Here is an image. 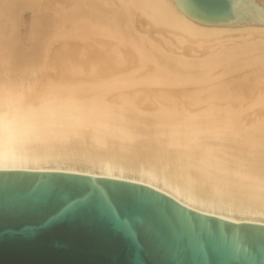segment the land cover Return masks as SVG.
<instances>
[{
	"label": "bare ground",
	"instance_id": "1",
	"mask_svg": "<svg viewBox=\"0 0 264 264\" xmlns=\"http://www.w3.org/2000/svg\"><path fill=\"white\" fill-rule=\"evenodd\" d=\"M0 82L88 99L103 115L30 154H6L0 170L131 181L201 213L264 224L261 11L207 24L175 0H0Z\"/></svg>",
	"mask_w": 264,
	"mask_h": 264
},
{
	"label": "water",
	"instance_id": "2",
	"mask_svg": "<svg viewBox=\"0 0 264 264\" xmlns=\"http://www.w3.org/2000/svg\"><path fill=\"white\" fill-rule=\"evenodd\" d=\"M226 23L248 0H175ZM0 264H264V224L195 211L150 186L58 171L0 170Z\"/></svg>",
	"mask_w": 264,
	"mask_h": 264
},
{
	"label": "clouds",
	"instance_id": "3",
	"mask_svg": "<svg viewBox=\"0 0 264 264\" xmlns=\"http://www.w3.org/2000/svg\"><path fill=\"white\" fill-rule=\"evenodd\" d=\"M90 117L103 119L94 101L43 91L37 94L0 82V158L30 154L52 139L74 134Z\"/></svg>",
	"mask_w": 264,
	"mask_h": 264
},
{
	"label": "rangeland",
	"instance_id": "4",
	"mask_svg": "<svg viewBox=\"0 0 264 264\" xmlns=\"http://www.w3.org/2000/svg\"><path fill=\"white\" fill-rule=\"evenodd\" d=\"M24 15H25V17H26V18H25L26 24H25L24 26L21 27V31H22L23 35L26 36V31H27V29H28V27H29V25H30V22H31V12H30V11H26V12H24ZM61 43H62V42H59V44H58V43H55V44H56V46H57V45L60 46ZM22 47H24V45H23ZM24 49H25V47H24ZM27 49H28V48H27ZM27 49H26V50H27ZM30 50H31V49H30ZM30 50H27V51H28L27 53H26V51L24 50L25 53H26V54L24 53V55H26V56H27L28 54L30 55V54H31V53H30V52H31ZM24 51H23V52H24ZM32 51H33V49H32ZM34 51H35V50H34ZM32 53H33V52H32Z\"/></svg>",
	"mask_w": 264,
	"mask_h": 264
}]
</instances>
